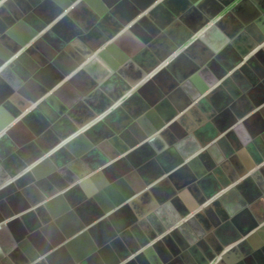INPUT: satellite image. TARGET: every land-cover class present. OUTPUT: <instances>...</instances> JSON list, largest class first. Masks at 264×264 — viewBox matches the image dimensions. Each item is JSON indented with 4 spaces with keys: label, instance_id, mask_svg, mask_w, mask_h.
<instances>
[{
    "label": "flooded vegetation",
    "instance_id": "1",
    "mask_svg": "<svg viewBox=\"0 0 264 264\" xmlns=\"http://www.w3.org/2000/svg\"><path fill=\"white\" fill-rule=\"evenodd\" d=\"M44 10L55 18L47 21ZM15 29L29 43L7 62ZM194 89L202 93L191 106ZM40 97L27 116L33 133L16 121L1 138L0 182L80 131L107 102L115 108L0 189L2 219L15 212L9 201L18 210L69 187L44 210L0 227V264H264V106L250 110L264 105V0H0V127ZM159 124L163 134L133 164L125 157L92 180H74L81 161L138 149L135 137ZM178 156L185 164L161 177ZM53 162L76 163L75 173H48ZM122 178L158 180L160 205L140 219L133 205L108 219L107 210L119 208L105 186Z\"/></svg>",
    "mask_w": 264,
    "mask_h": 264
},
{
    "label": "water",
    "instance_id": "2",
    "mask_svg": "<svg viewBox=\"0 0 264 264\" xmlns=\"http://www.w3.org/2000/svg\"><path fill=\"white\" fill-rule=\"evenodd\" d=\"M200 2H201V0H190L191 5H196L197 3H200ZM231 4L232 3H229L227 5V7H229ZM44 11H45V14L47 15V17L50 16V15H52L54 13V12H52V13H50L48 15L47 14V11L46 10H44ZM48 11H51V9L49 7H48ZM55 16L56 15H52L51 17H49L46 20L48 21L50 18L52 20V19L55 18ZM150 22H151V24L153 26L154 25H157L158 26V24L160 25V23H159L160 22V19L158 17H156V15L155 16L154 15L152 16ZM146 28L147 27H145V29ZM150 30H152V28H150ZM27 32H28V30L26 29V33ZM9 35L13 37L12 42H9V45H8L9 46V50L11 51L10 54H12L13 57L11 56V57L7 58V62H9L13 58H15L17 56V53L19 51H22L24 48L26 49L28 47V43H29V41H27V40L23 41L20 38L19 35H21V31H18L17 29H15ZM15 42L19 43V45L14 44ZM180 47H182V46H180ZM239 51L241 52L242 56H244L246 54L245 52H243L240 49H239ZM126 52H127L126 54H127V56L129 58H132V56H134V53H130L129 51H126ZM176 52H178V51L175 50L174 53H172L170 56H167V57H166L167 54L165 55V57H166L165 58V62H164V64L162 62L163 65L160 66L162 69H163L164 66H166V64L168 65L171 61H173V58H175L176 55H177ZM233 57H235V56H233ZM236 64H238V62H236ZM143 66H144V68L146 67L145 65H143ZM144 70L148 74V68L146 67ZM148 76H152V75H148ZM193 76L194 75H192V78H194ZM142 80H144V76L142 77ZM170 83H171V81H170ZM135 85H133V90L130 89V90H128V92H126L124 95H122L123 98H125V99L128 98L129 96H131V94H133L134 91L138 90V87L135 86ZM196 91H198V90L194 89L195 95H193V97L191 98V100H190L191 103L189 102L191 104V106L192 105H195V104L198 105L197 104L198 103V101H197L198 98L197 97L199 95H201L202 91H200V92L199 91L196 92ZM45 97H40V98L32 99L30 102L25 101L24 103H21V108L23 109V111H21V112H15V111H13V113H14L13 116H11V117L8 118L9 120L6 122V124L3 127L2 126L0 127V141H1V138L3 140V138H4L3 136L6 134L7 130H9L12 127V125L16 123V121H18V122L21 121V126L23 125L25 127L24 129H26L29 132L32 131V133H33L34 128L32 127L31 124H29V122H28L29 121L28 120L29 117H27V116H28V114L30 112H32L33 110H35V108H38L39 105L42 104V102H45ZM43 98H44V101H41V99L43 100ZM120 98H122V97H120ZM10 101L12 102V99ZM119 101L120 100L118 99V101H117L118 103L117 104H119V106H120L121 101L120 102ZM48 102H49L47 104L48 107L53 108L52 101L50 99H48ZM10 105H11V103L8 102L7 103L8 109L12 111V108H10L11 107ZM105 106L106 107L102 111L99 110V112L96 115H93V116L91 115L92 116L91 119H88L87 120L86 124L81 127L80 131H79V129L78 130H75L70 136L68 135L65 139H63V141H59V143L57 145H52L51 147H49L48 149H50V150L48 152H46L47 150H45V153L43 152V155L41 154V158L39 160H37L36 162L30 163V164L24 165L20 169V171H18V172L15 171V172H11L9 175L7 174L6 175V178H8V180L3 181V182H0V189L1 188H4L11 181H14L18 177L20 178V176L23 173H25V172H31V173L34 172L35 171L36 164L43 162L54 151H58L59 148H63L62 150H66L67 148H65V146H66L65 144L67 142H69L70 139L80 138L81 137V134L84 131H86V129L88 128L89 125H92V124H95L96 122L101 121V119L103 117L107 116L111 112V110L115 108V105H113V104L109 106L108 102L106 103ZM263 106H264L263 103H256V104L250 106V110H252V112H255L257 108L263 107ZM40 107L42 108V106H40ZM188 108L189 107H186L183 111L182 110H179V111L184 112L185 110H188ZM36 112L40 114V112L38 111V109L36 110ZM42 116H43V114L40 117H42ZM185 116H186V118H189L190 117L189 114H187L186 112H185ZM161 126H162V124L155 125V129L149 130L148 132L146 131V128H144L143 129L144 132L142 134L143 137L137 136V137H135V140H134V142L137 144V146H139L138 149L136 147H134L136 149H134V150H132L130 152L129 149H128L130 146L128 148H126V147L119 148V152H118L117 155L111 156V157H109V159H105V160L102 159L101 162L96 163V164H85L83 161H81L80 164H78L79 165L78 166L79 168H77L78 171H76L77 173L78 172L79 173H78L77 176H75V179L74 180L77 181L78 177H80V179L83 178V179H90V180H92V179H94L96 177V175H98L97 173H101V170L107 169L111 165L115 164V161L118 164H121V163L122 164H125L126 163V160L125 159H127V160L129 159V161H131L132 164H133L134 161L131 158H135L136 159V154L143 152V150L145 149V146H146L145 144L151 143L150 144L151 146L155 145L154 142H156V140L158 139V136L160 134H163V131L165 130V127H163V126L161 127ZM123 135H126V133L124 132ZM203 145L204 146H207L206 143H204ZM192 151L193 150H191V152ZM142 161H143V158L141 159L140 162H142ZM176 163H177L176 167L175 166H170V167H168V166H161V170H160V173H162L161 174V177H163L162 175H166V174H168V173H170L172 171L177 170V168H179L181 165L185 164V162L183 160V157H182V159L180 158L179 160L178 159L177 160L175 159V164ZM74 165H73V163L72 164H67V165L66 164H56V163H54V166L55 167L50 168V170H49L48 173H57V172L58 173H62V172H59V171H61V169H65L66 172H67V170H69V171L71 170L70 173H75V170L73 169L74 168ZM134 166H136V164H134ZM135 168H139V166H137ZM80 169H81V171H79ZM164 173H166V174H164ZM155 174H156V172H155ZM119 181H121V180H119ZM165 182L166 181H163V182H161V184H162L163 188H165V187L168 188L169 187V184H166ZM154 184L155 183L154 182L152 183V181H146V182L139 181L136 185H133V184L132 185H129L128 183L124 182L123 178H122V182L121 183L120 182H116V181H113L111 183L109 181L106 184L105 189L107 191V194L110 195V196H112L113 202L117 205V208H119V209H115L114 207H110V208L108 207L109 209L107 210V214H108V217L107 218L113 220L115 217H117L116 216V213L117 214L120 213V210L121 209H123L124 212L125 211L126 212L130 211V210L127 209V207L130 208V205L132 206V205H134V202H137L138 201V200H136V199H138V197L140 198L141 196H144L146 194V193L144 194V191H146L147 188H151L152 191H153V193L156 195V192H155V188L156 187L155 188H154V186L152 187V185H154ZM161 184H159V185L161 186ZM91 187L93 188L92 183H91ZM57 188L59 189V191H55V192L50 193V195H48V197H43L42 200H40L41 201V204H38L39 201L38 202H32V203H30V204H28L26 206H23L21 209L16 210L17 209L15 207L17 205L16 202H10L9 201L8 204L11 207H13V209H14L15 212L12 213L10 211V212H8V214L6 213L7 216L6 215L2 216V219H0V227L3 226V225H5L8 222V220L9 221L19 220L20 218H22V216L26 215L27 213H29L31 211H34V209H37L36 207L38 205L40 206L38 208H41V209L43 208V210H44L47 207V205L52 204V198L53 197L58 196L63 191L66 192L69 187L66 184H64L62 187L61 186H58ZM114 188H118V189H115L114 190ZM157 188L159 190H161V188L158 185H157ZM93 190H95V189L93 188ZM3 209L6 210L7 207L5 206ZM5 210H3V211H5ZM146 214H147L146 211L135 212V217H137L136 219H140V218H143L144 215H146ZM190 216H191L190 213H186L185 214V218H183V220L186 219V218H189ZM46 219H49V217L46 216L44 220H46ZM91 219L98 220V217L97 216H94ZM110 226H111V224H110ZM185 250H186V248H185ZM181 251H182V248H179V250L176 249V250L172 251L171 253L173 255H179L180 253H182Z\"/></svg>",
    "mask_w": 264,
    "mask_h": 264
},
{
    "label": "crops",
    "instance_id": "3",
    "mask_svg": "<svg viewBox=\"0 0 264 264\" xmlns=\"http://www.w3.org/2000/svg\"><path fill=\"white\" fill-rule=\"evenodd\" d=\"M129 37L131 38V35H129ZM128 37V38H129ZM127 37H125V39H126ZM124 39V40H125ZM126 41H127V46H130V47H133V45L129 42V40L128 39H126ZM124 42V41H123ZM101 61L103 60L102 58L100 59ZM105 61V60H104ZM104 65H106L105 64V62H104ZM21 99H23V100H26V99H28V97H26L25 98V96L24 97H22ZM120 101H122V100H120ZM124 144V143H123ZM154 182V181H153ZM155 182H158V180L157 181H155ZM154 182V183H155ZM154 186V185H153ZM146 193V194H145ZM144 196H141L140 198L138 197V199H136V200H138L137 202H134V205L132 206V209H134V210H136V212H142V211H146V212H150V211H152L154 208H157L159 205H160V200H159V198H158V195H157V193H156V195L153 193V191H152V189L151 188H147V190L146 191H144Z\"/></svg>",
    "mask_w": 264,
    "mask_h": 264
}]
</instances>
